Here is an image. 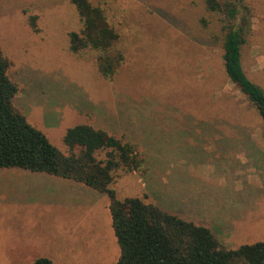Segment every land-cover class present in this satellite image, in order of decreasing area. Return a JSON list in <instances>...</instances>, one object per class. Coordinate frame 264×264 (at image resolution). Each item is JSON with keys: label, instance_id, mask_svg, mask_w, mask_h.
Here are the masks:
<instances>
[{"label": "rangeland", "instance_id": "rangeland-1", "mask_svg": "<svg viewBox=\"0 0 264 264\" xmlns=\"http://www.w3.org/2000/svg\"><path fill=\"white\" fill-rule=\"evenodd\" d=\"M246 3L243 67L264 88V0ZM94 4L121 37L125 61L111 79L97 52H71L70 34L83 28L71 0H0L16 110L64 153L66 132L83 124L139 144L143 168L116 175L118 200L207 227L226 249L264 241V122L225 74L218 17L204 0ZM110 207L84 184L0 170V264H116Z\"/></svg>", "mask_w": 264, "mask_h": 264}, {"label": "trees", "instance_id": "trees-1", "mask_svg": "<svg viewBox=\"0 0 264 264\" xmlns=\"http://www.w3.org/2000/svg\"><path fill=\"white\" fill-rule=\"evenodd\" d=\"M99 0H71L82 30L70 34V50L81 55L92 50L98 69L113 78L125 61L121 37L112 27ZM205 9L218 17L225 74L264 122V88L243 67V46L251 31L253 9L246 0H204ZM35 19V18H34ZM204 26L207 25L202 20ZM36 28V23L31 20ZM10 60L0 46V170L19 168L68 179L106 194L111 200L113 230L120 247L116 264H264V241L240 249H226L204 226L169 214L140 199L118 200L111 185L116 175L142 170L140 145L111 136L90 124L70 128L64 137L66 153L31 126L14 107L18 94L9 76ZM31 264H53L40 258Z\"/></svg>", "mask_w": 264, "mask_h": 264}, {"label": "crops", "instance_id": "crops-1", "mask_svg": "<svg viewBox=\"0 0 264 264\" xmlns=\"http://www.w3.org/2000/svg\"><path fill=\"white\" fill-rule=\"evenodd\" d=\"M42 174H45V173H42ZM48 175V174H47ZM74 182V181H73ZM67 249H69V246H67Z\"/></svg>", "mask_w": 264, "mask_h": 264}]
</instances>
